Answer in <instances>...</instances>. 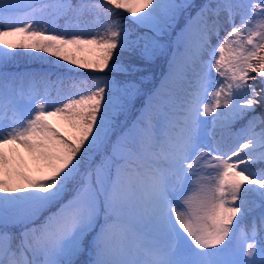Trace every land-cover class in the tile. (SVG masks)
Here are the masks:
<instances>
[{
  "label": "snow or ice",
  "instance_id": "6c2138e0",
  "mask_svg": "<svg viewBox=\"0 0 264 264\" xmlns=\"http://www.w3.org/2000/svg\"><path fill=\"white\" fill-rule=\"evenodd\" d=\"M0 45V264H264V0H0Z\"/></svg>",
  "mask_w": 264,
  "mask_h": 264
},
{
  "label": "trees",
  "instance_id": "16d2710c",
  "mask_svg": "<svg viewBox=\"0 0 264 264\" xmlns=\"http://www.w3.org/2000/svg\"><path fill=\"white\" fill-rule=\"evenodd\" d=\"M114 11H118L113 9ZM19 37H13L12 40L10 42H15L17 40H19ZM3 48V45L0 46V49ZM9 51H20V52H24V51H30L33 55H39V56H43L45 58L44 61H32V60H27V61H19L17 62L14 66H13V70L19 69L21 71H25V70H29V69H35L38 68L40 65L43 64V66L47 67L46 61L48 60H55L58 63L63 64L65 67H74L73 65H69L67 61H61L59 59V57H52L50 54L48 53H37L35 52V50H23V49H15V50H9ZM69 54L78 59V60H92L94 59V55L92 52L90 51H83V52H75L70 50ZM79 71H82L86 74H93L91 69H78ZM145 75H147L148 80L145 82L147 86H151V83L153 81V79L155 78L156 81L160 78V67L159 66H154L148 69H145ZM52 95H55V93H52ZM260 110H257V113L259 114ZM257 130H259L257 128ZM231 141H229L230 143Z\"/></svg>",
  "mask_w": 264,
  "mask_h": 264
},
{
  "label": "rangeland",
  "instance_id": "374dc122",
  "mask_svg": "<svg viewBox=\"0 0 264 264\" xmlns=\"http://www.w3.org/2000/svg\"><path fill=\"white\" fill-rule=\"evenodd\" d=\"M12 38H13V37H9V38H7V39H8L9 41H11ZM0 46H2V45H0ZM159 79H162V77H160ZM159 79L157 80V83L159 82ZM49 122L52 123L54 126H58V127H60V129L63 130V127H62V125L60 124V121L58 120V118H51ZM25 158H26V157H25Z\"/></svg>",
  "mask_w": 264,
  "mask_h": 264
}]
</instances>
